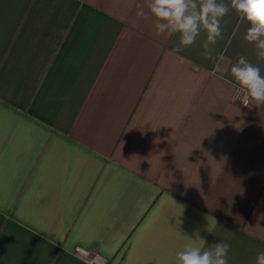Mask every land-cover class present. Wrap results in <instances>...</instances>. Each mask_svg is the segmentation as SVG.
Returning a JSON list of instances; mask_svg holds the SVG:
<instances>
[{"label": "crops", "instance_id": "1", "mask_svg": "<svg viewBox=\"0 0 264 264\" xmlns=\"http://www.w3.org/2000/svg\"><path fill=\"white\" fill-rule=\"evenodd\" d=\"M144 5L0 0V264H179L197 234L228 264L264 251V105ZM248 26L230 8L217 62L264 74Z\"/></svg>", "mask_w": 264, "mask_h": 264}, {"label": "clouds", "instance_id": "2", "mask_svg": "<svg viewBox=\"0 0 264 264\" xmlns=\"http://www.w3.org/2000/svg\"><path fill=\"white\" fill-rule=\"evenodd\" d=\"M230 8L241 22L249 25L244 40L253 44L257 58L264 60V0H230V3L223 0H145L144 6L137 7L136 16L146 19L150 15L157 36L178 34L176 52L193 46L203 31L206 39L202 44V54L214 63L213 74L230 71L243 92L242 103L261 106L264 105V74H261L260 66L243 55L230 68L217 62L214 45L223 37L221 21ZM189 239L192 243L177 253L179 264H228L230 243L216 242L207 246L206 238L199 234ZM255 264H264V251L256 255Z\"/></svg>", "mask_w": 264, "mask_h": 264}, {"label": "built area", "instance_id": "3", "mask_svg": "<svg viewBox=\"0 0 264 264\" xmlns=\"http://www.w3.org/2000/svg\"><path fill=\"white\" fill-rule=\"evenodd\" d=\"M243 97V92L238 88L235 90L233 99L239 103L242 107L247 108L250 106H245L241 99ZM73 256L84 262L85 264H107V259L99 254L94 249H85L82 247H76L73 251Z\"/></svg>", "mask_w": 264, "mask_h": 264}]
</instances>
